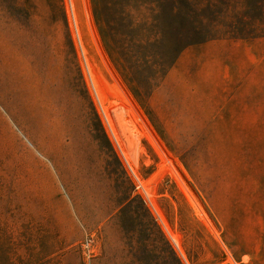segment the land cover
I'll list each match as a JSON object with an SVG mask.
<instances>
[{
  "label": "rangeland",
  "instance_id": "obj_1",
  "mask_svg": "<svg viewBox=\"0 0 264 264\" xmlns=\"http://www.w3.org/2000/svg\"><path fill=\"white\" fill-rule=\"evenodd\" d=\"M73 3L118 146L62 0H0V264H264V0ZM237 35L263 38L256 71L214 46L174 67Z\"/></svg>",
  "mask_w": 264,
  "mask_h": 264
},
{
  "label": "built area",
  "instance_id": "obj_2",
  "mask_svg": "<svg viewBox=\"0 0 264 264\" xmlns=\"http://www.w3.org/2000/svg\"><path fill=\"white\" fill-rule=\"evenodd\" d=\"M62 3L65 10V15L67 17L68 26L71 31L76 63L83 85L94 106L99 120L101 121V124L105 129L106 134L111 139V141L113 140L118 146V142L116 140V136L108 116L107 104H105L95 76L94 65L89 54L87 53L85 46L83 45L77 28L73 0H62ZM131 174L133 176V186L135 193L141 198V200L149 208V210L159 219L158 212L155 209L148 192L132 171ZM221 264H243V262L234 259L228 252H226L225 258L223 259Z\"/></svg>",
  "mask_w": 264,
  "mask_h": 264
},
{
  "label": "crops",
  "instance_id": "obj_3",
  "mask_svg": "<svg viewBox=\"0 0 264 264\" xmlns=\"http://www.w3.org/2000/svg\"><path fill=\"white\" fill-rule=\"evenodd\" d=\"M262 40L263 38H256L250 40H218V41H210L203 44L193 45L190 46L189 48H186L180 53V55L178 56L177 60L174 63V67L177 68L180 61H182L187 54H193V53L200 54L201 51L203 50L202 49L203 47L214 46L216 48L220 47V48H229L231 50L234 49L241 50L244 54V57L242 59L233 57V59H231L229 63L226 64L222 62V60L219 58L221 56L220 53H214L215 55L213 56L215 58V60L213 61L214 66L218 68H221L223 66H225V68L227 66H231V67L242 66V67H246V69L253 68L252 71H256L257 66H260V63L262 62V58L261 57L257 58V54H256L257 47L261 46Z\"/></svg>",
  "mask_w": 264,
  "mask_h": 264
},
{
  "label": "trees",
  "instance_id": "obj_4",
  "mask_svg": "<svg viewBox=\"0 0 264 264\" xmlns=\"http://www.w3.org/2000/svg\"><path fill=\"white\" fill-rule=\"evenodd\" d=\"M103 1H104V3L106 2V0H103ZM113 1H115V0H113ZM190 3H192V0H186V4L187 5L190 4ZM189 11L190 12L187 14L186 18L189 20V23L191 24L193 29H196V24L193 21V14H191L192 11L191 10H189ZM94 18H95V22L97 24L98 32H99L100 38L102 40V43L104 45V48H105L108 56L110 57V59L113 61L114 53H113V50L111 49V47L109 45L110 44L109 43L110 42V35L108 33V29L111 26L112 22L111 21H105L104 19L97 17L95 14H94ZM237 34H239V33H237ZM237 36L238 37H235V38L238 39V40H250V39H252V37H244L242 35H237ZM176 59H177V57H176ZM8 246H10V245H8V244L1 245L0 244V255L4 254V252L6 251ZM64 250H65V247L64 248L63 247L59 248V252H63Z\"/></svg>",
  "mask_w": 264,
  "mask_h": 264
}]
</instances>
